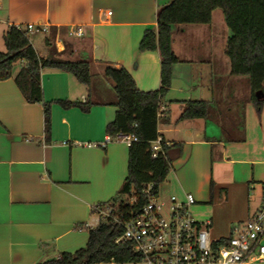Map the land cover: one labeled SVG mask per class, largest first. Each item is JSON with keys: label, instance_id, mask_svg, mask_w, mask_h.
Wrapping results in <instances>:
<instances>
[{"label": "crops", "instance_id": "0c3cea01", "mask_svg": "<svg viewBox=\"0 0 264 264\" xmlns=\"http://www.w3.org/2000/svg\"><path fill=\"white\" fill-rule=\"evenodd\" d=\"M171 1L0 0L3 35L20 22L46 26L41 49L37 33L30 37L39 55H49L47 40L54 39L60 57L88 60L93 72L88 87L70 72L42 71L44 100L51 103L49 135L43 103H29L15 82L24 62L0 80V264H45L87 244L89 229L97 226L92 207L112 199L128 174L124 141L85 145L108 137L107 124L118 110L105 67L124 66L141 90L159 89L160 53L141 51L140 43L147 29L157 30V13ZM215 11L209 24L172 27L179 62L162 102L159 132L168 147L173 189L194 195L193 217L211 220L210 236L221 240L261 206L264 105L258 113L250 101L248 76L231 75L225 52L231 32L204 41L203 55L192 53L194 36L209 32ZM61 100L90 101V107L67 108ZM190 100L210 102V116L181 120Z\"/></svg>", "mask_w": 264, "mask_h": 264}, {"label": "trees", "instance_id": "16d2710c", "mask_svg": "<svg viewBox=\"0 0 264 264\" xmlns=\"http://www.w3.org/2000/svg\"><path fill=\"white\" fill-rule=\"evenodd\" d=\"M223 11L225 22L231 31L226 44V55L231 63V75L248 76L250 80V101L258 113L264 105V0H172L157 13V30L147 29L140 43L141 51H159L161 56V87L157 90H141L133 75L124 66L107 65L104 75L110 79L117 94L118 108L113 121L106 131L111 137L119 133H134L137 140L129 146L127 177L117 193V197L99 203L117 204L120 209H128L127 198L132 191L142 193L148 183L155 188L167 178L171 170L168 147L162 140L165 154L153 156L152 143L161 137L158 110L172 85L173 66L179 62L173 50L175 24H209L213 12ZM6 51L0 50V80L13 76L14 65L24 62L14 76L15 82L29 103H43L45 132L51 130V103L45 102L41 82L44 69H56L72 73L77 80L90 86L92 65L88 60H69L59 56L50 47L49 55L42 57L33 46L27 32L10 27L5 32ZM65 107L79 106L84 110L90 101L61 100ZM212 105L204 100L187 101L180 119L206 118L211 114ZM264 191V189H263ZM143 200V199H142ZM120 224L111 220H101L89 229V239L84 247L74 252H61L45 264H97L115 258L125 261L133 258L132 246L128 242L117 243L122 235Z\"/></svg>", "mask_w": 264, "mask_h": 264}, {"label": "built area", "instance_id": "2783aa9c", "mask_svg": "<svg viewBox=\"0 0 264 264\" xmlns=\"http://www.w3.org/2000/svg\"><path fill=\"white\" fill-rule=\"evenodd\" d=\"M11 26L32 34L47 31L46 26L34 23ZM165 110V105L161 104L158 116ZM114 140H122L130 146L137 136L119 133L114 138L108 135L102 142L85 145L104 148ZM151 150L154 157L166 153L161 137L152 143ZM195 201L192 193H186L184 199L172 194L164 200L159 188L148 183L141 195L133 190L128 196V209L110 203L104 207L94 205L92 212L98 224L107 219L120 224L123 231L116 242L130 243L134 253L129 260L111 258L97 264H249L264 261V191L260 209L246 221L234 225L230 236L221 240L211 238V220L199 222L193 217L190 207Z\"/></svg>", "mask_w": 264, "mask_h": 264}, {"label": "rangeland", "instance_id": "374dc122", "mask_svg": "<svg viewBox=\"0 0 264 264\" xmlns=\"http://www.w3.org/2000/svg\"><path fill=\"white\" fill-rule=\"evenodd\" d=\"M23 27L26 26L28 23L27 22H20ZM206 28V27H205ZM209 29V32L206 33L205 35H198L194 36L195 39L192 42L191 47L193 48L192 53L195 55H203V46H204V41H208V39H216L217 41H220V37L223 35V32L225 33L226 30L230 33V29L228 28L226 22H225V17L223 14V11L221 9H217L214 14V21L210 27H207ZM3 25L0 24V50L1 51H6V45L4 42L3 38ZM29 37L33 38L32 33H28ZM36 38V46L41 49V44L44 43V34L43 33H37ZM52 48L53 49H58L57 45L55 44L54 39L52 40ZM20 62L16 63L14 66H18ZM222 69V68H221ZM243 92H245V89H242ZM242 92V93H243ZM175 183V180L173 179L172 175L167 176V178L160 184L159 187V192H160V197L163 198L164 200H167L172 194H175L179 199H184V195H179L178 191L173 189V185ZM114 197H117V194H115ZM93 225H97V217L94 215L92 219ZM56 258V255L50 257L49 259Z\"/></svg>", "mask_w": 264, "mask_h": 264}]
</instances>
